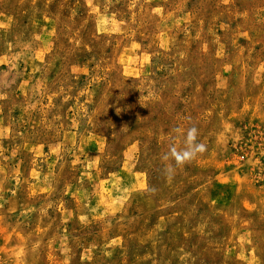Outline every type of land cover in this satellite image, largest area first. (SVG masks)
Instances as JSON below:
<instances>
[{
  "label": "rangeland",
  "instance_id": "rangeland-1",
  "mask_svg": "<svg viewBox=\"0 0 264 264\" xmlns=\"http://www.w3.org/2000/svg\"><path fill=\"white\" fill-rule=\"evenodd\" d=\"M0 264H264V0H0Z\"/></svg>",
  "mask_w": 264,
  "mask_h": 264
},
{
  "label": "clouds",
  "instance_id": "clouds-1",
  "mask_svg": "<svg viewBox=\"0 0 264 264\" xmlns=\"http://www.w3.org/2000/svg\"><path fill=\"white\" fill-rule=\"evenodd\" d=\"M174 132L183 136L184 139L182 148H177L173 144L162 156V160L165 162L162 171L168 180L174 178L178 169L191 163L199 155L203 154L207 147L203 142L198 140L199 131L195 125L187 128L186 131L177 127L174 129Z\"/></svg>",
  "mask_w": 264,
  "mask_h": 264
}]
</instances>
